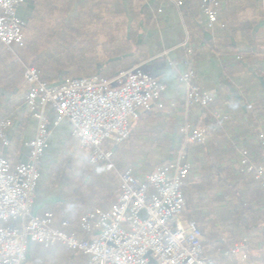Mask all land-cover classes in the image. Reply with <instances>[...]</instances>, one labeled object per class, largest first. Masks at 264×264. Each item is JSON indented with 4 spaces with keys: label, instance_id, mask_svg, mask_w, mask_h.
Masks as SVG:
<instances>
[{
    "label": "crops",
    "instance_id": "0c3cea01",
    "mask_svg": "<svg viewBox=\"0 0 264 264\" xmlns=\"http://www.w3.org/2000/svg\"><path fill=\"white\" fill-rule=\"evenodd\" d=\"M90 1L72 0L70 11L62 15L57 10L62 4L60 0H22L16 14L24 23L25 45H14L11 51L0 42V119L10 120L5 131L6 143H0V153L13 165L25 162L28 150L24 143L36 136V113L42 112L47 117L51 124L48 125L46 146L39 159V179L31 211L38 215L53 211L55 225L69 219V229L78 235L81 234L78 221L84 212L76 213L68 208L74 192L69 190V185L73 180L78 181V177L73 179V174L67 176L65 173L69 157H65L59 178H51L52 167L61 162L66 153L60 155L61 151L74 147L72 142L76 140L71 136V124L64 117L58 119L50 105L29 108L22 65L15 60V56L27 63L33 58L39 62L40 56L50 51H55L56 56L64 54L57 46L44 44L42 38L55 31L51 29L52 25L58 27L59 23H66L69 17L88 12ZM118 1L125 10L118 17L133 22L135 37L132 47L127 51L125 47L119 46L117 40V46L131 54L124 64L138 59L137 66L164 85L161 98L177 103L175 107L159 108L153 102L147 110H140L139 121L132 120L130 125L131 131L139 130L137 143H153L150 150L160 153L172 151L182 138L183 125L187 122L192 125L199 123L207 126L206 142L194 143L190 147L189 159L193 170L200 169V163L206 159L207 163L213 162L222 167L229 165L231 172L235 170L237 173V148L264 159L258 152L257 139L264 131V0H220L218 19L212 29L207 27L208 17L200 9L201 0H179L182 1L180 6L177 0ZM128 3L136 8L132 17L127 10ZM52 7L55 8L53 11ZM37 9L39 14L35 20L33 15ZM36 21L51 25L40 28ZM92 29V25L85 26L86 32L82 30L81 35L89 37L91 33L88 32ZM37 33L41 40L37 43L38 51H34L29 41ZM95 39V43L85 47L86 57H95L96 61L103 62L111 46L103 32ZM77 43L78 37L74 41V44ZM187 45L195 47L191 64L197 82L214 98V107L227 114L226 119L210 124L207 120L209 117L201 110H190L184 105L186 86L178 80V74L185 69L183 60L187 57ZM115 47L113 44L112 48ZM72 50L70 48V52ZM42 66L54 69L52 79L46 81L49 84L58 85L68 78L78 77L71 71L73 66L66 59H60L59 63L48 59ZM56 119L58 124L53 125ZM137 143L134 144L135 149H138ZM113 145L106 141L103 147L112 150ZM216 148L232 151V157L217 159ZM140 175L144 176L145 173ZM234 175L235 172L232 173V181L237 183L238 179ZM225 191H228L227 187L222 189V192ZM115 196L108 200L110 206ZM56 246L45 249L40 243H30L23 264H61L80 259L78 255L69 256L61 245Z\"/></svg>",
    "mask_w": 264,
    "mask_h": 264
},
{
    "label": "built area",
    "instance_id": "2783aa9c",
    "mask_svg": "<svg viewBox=\"0 0 264 264\" xmlns=\"http://www.w3.org/2000/svg\"><path fill=\"white\" fill-rule=\"evenodd\" d=\"M22 0H0V42L9 50L24 44V23L16 8ZM181 2L179 1L178 4ZM200 8L208 17V27L218 19V0H201ZM187 57L193 50L187 47ZM184 60V65L188 64ZM189 69L178 74L186 84L184 102L187 107L203 108L211 118L219 120L227 114L214 107V98L193 80ZM23 78L28 91L30 109L53 107L58 119L71 123V136L88 151L92 164L108 161L111 152L103 148L108 141L119 143L129 135L130 119L147 109L151 101H159L164 87L139 66L123 70L108 79L99 75L68 78L59 85L41 79L32 65L24 67ZM36 136L24 143L28 155L25 162L12 164L0 153V264H23L31 242L45 248L57 244L76 253L78 261L61 264H214L203 255L202 234L194 222H184L183 181L193 167L185 146L203 143L201 130L185 131L182 146L167 162L143 178L127 170L119 175L120 186L115 202L109 208L93 207L78 221V235L65 219L55 225L53 212L33 214V196L39 179V159L46 146L48 125L42 113H36ZM58 119L52 122L58 124ZM10 121L0 119V143H6L5 131ZM259 153L264 155V131L258 137ZM238 171L260 182L264 189V160L238 151ZM237 171V172H238ZM247 237L226 246L223 255L245 260Z\"/></svg>",
    "mask_w": 264,
    "mask_h": 264
},
{
    "label": "trees",
    "instance_id": "16d2710c",
    "mask_svg": "<svg viewBox=\"0 0 264 264\" xmlns=\"http://www.w3.org/2000/svg\"><path fill=\"white\" fill-rule=\"evenodd\" d=\"M61 1L62 4L60 7H57V10L62 15H66L71 9L72 0H60V2ZM90 4L91 6L88 12H85L80 16L69 17L66 23H59L58 27L52 25L51 29H54L56 32L54 31L52 34L42 38L44 44H52V46H57L58 49L60 48V50L65 52L62 55L59 54L56 56L55 51H50L49 53L41 55L39 62L34 58L31 60V63L40 71L41 77L44 81H50L54 72L53 68L45 69L42 66L48 62V59L55 61V63H59L60 59L70 61V64L73 66L71 71L78 76L98 74L104 77H112L123 70L137 66L138 59H134L124 64V61H127V59L131 57V54L124 52L122 48L117 46L118 40L119 46L125 47V50L127 51L129 47H132L135 41L133 34V22H128V20L118 17L120 13H124L125 11L121 2L118 0H110V2L91 0ZM54 9L55 8L52 7L51 11ZM135 9V7L128 3L127 10L129 11L130 17H132V12H134ZM38 14L39 11L37 9L34 11L33 15L35 20L37 19ZM38 24L40 28H43L46 24L47 26L51 25V23L44 22H38ZM90 25H92L93 29L88 33H91L92 36L90 35L89 37H85L81 35L85 26ZM36 30L38 31L39 27H37ZM125 30L127 32H125ZM102 32L111 47L108 54L105 56V60L103 62H99L96 61L95 57L94 59L86 57L85 47L95 43L96 36ZM77 37L78 43L74 44ZM38 40L40 41L41 39L37 33L29 41V46H33L34 51H38ZM55 41L56 44H54ZM40 44L42 45V42H40ZM113 44L116 45L115 48H112ZM70 48L73 49L71 52ZM138 132L139 130L131 131V139L127 141V143L131 144L132 147L136 146L134 145L135 142H138ZM137 144V150L141 152H145L148 148L150 149L153 146V143L146 144L140 142ZM216 150L217 159L232 157V151L224 148H216ZM112 158L116 168H121L126 163L132 162L129 155L127 159L122 161V152L116 148L113 151ZM64 161L65 157L61 162L52 167L53 174L51 173V178H59L61 170L65 164ZM102 165L103 164L83 165L76 174L78 181L82 180L85 183L87 178H90L89 181H93V179H91L93 177L92 173L95 172L98 174L100 173L99 171H105L104 167L102 168ZM230 169L229 165L222 167L214 164L213 162L207 163L206 159H204L200 163V170L202 174H204L201 177V181L195 183L185 182L182 186L186 201L183 218L195 221L199 225L201 231L203 233L206 232L208 238L211 240L216 238L217 222H221V224L224 223L227 227L226 232L229 242L237 239L239 232L255 230L264 222V189L248 175L236 173L235 170L231 172ZM234 172L235 178L237 177L238 179L237 183L232 181V173L234 174ZM104 175L105 176L100 175L103 176V178L101 180V192L99 195H97L94 191H91V195L89 196L86 192V187L81 185L82 189H79L78 181L73 180V182L69 185V190H74V192L68 208L76 213H85L93 206H100L104 209L109 208L110 204L108 200L117 194L118 182L117 177L116 179H110L108 175ZM240 186H243V188L240 189ZM225 187H227L228 191L222 192V189ZM207 190H210L212 194L209 192L206 194ZM214 195L218 197V201L220 203H223V207H221L220 211L217 213H215L212 208L214 206L209 205V200L212 199V196ZM237 198L239 201V203H237L238 205H232L237 207H231L229 204L232 202V199L237 201ZM202 203H204V205H202ZM206 207L213 210L211 212H213L214 215H211V212L209 214H204L202 210ZM239 207L242 209H238ZM208 215L211 216L210 219H208ZM207 245L208 243L203 241V249ZM218 245V243H215L214 247ZM251 247L255 246L252 245ZM251 247L247 252L248 261L246 264H254L253 260L255 259L252 254H250L252 249ZM52 248L53 247L48 249ZM65 252L69 253V256L71 257L77 255L76 253H72L68 250ZM261 260L264 264V257Z\"/></svg>",
    "mask_w": 264,
    "mask_h": 264
},
{
    "label": "rangeland",
    "instance_id": "374dc122",
    "mask_svg": "<svg viewBox=\"0 0 264 264\" xmlns=\"http://www.w3.org/2000/svg\"><path fill=\"white\" fill-rule=\"evenodd\" d=\"M219 1V5H220V0ZM179 0H177V5L180 6L182 4V1H180L181 3L178 4ZM19 6V5H18ZM17 9V8H16ZM201 9V8H200ZM202 10V9H201ZM208 27V26H207ZM209 29H212V27H208ZM23 32H24V28H23ZM24 38H25V34H24ZM25 42L26 40L24 39V44L23 46L25 45ZM192 45V44H191ZM191 45H187L188 48H191L193 50V53L191 56H188L186 57L185 59H188V64L187 65H184L185 66V69L182 70L180 73H184L186 70H190L192 71L193 73V77H192V80L193 82L200 86V84L197 82V79H196V75H195V71L192 67V64H191V59L192 57L194 56L195 54V47L194 46H191ZM18 46V45H17ZM23 46H19V47H23ZM13 47L14 45L12 46V49L11 51L13 50ZM187 47H186V51H187ZM8 49V48H7ZM15 60L19 63H21L22 65V73H23V70H24V67L25 66H28V65H32L34 66L31 61H28L27 63H23L20 59L19 56H15ZM183 63H184V60H183ZM35 67V66H34ZM140 67V66H139ZM36 68V67H35ZM141 68V67H140ZM37 69V68H36ZM38 70V69H37ZM39 71V70H38ZM40 73V71H39ZM91 75H98V74H91ZM116 75V74H115ZM113 75V76H115ZM40 76H41V73H40ZM86 76H90V75H86ZM100 76V75H99ZM112 76V77H113ZM23 77V76H22ZM78 77H85V76H78ZM78 77H71V78H78ZM104 77V76H103ZM112 77H106L108 79H111ZM42 79V77H41ZM156 79V78H155ZM43 80V79H42ZM157 80V79H156ZM23 81H24V78H23ZM44 81V80H43ZM158 81V80H157ZM46 82V81H45ZM25 83V81H24ZM47 83V82H46ZM158 83H160L163 87L164 85L158 81ZM182 83V82H181ZM26 84V83H25ZM49 84V83H48ZM185 86L186 84L183 83ZM59 85V84H58ZM27 86V84H26ZM201 87V86H200ZM202 88V87H201ZM165 89V87H164ZM27 90H28V87H27ZM164 91V90H163ZM163 91L161 92L160 94V99L159 101L163 103V105L160 107L157 103V100L156 101H151V103L155 102L157 103V106L159 108H164V107H175L177 105V103L175 101H164L161 96H162V93ZM186 92V91H185ZM149 104V106H150ZM184 105L186 106V103L184 102ZM187 107V106H186ZM53 108V107H52ZM149 108V107H148ZM147 108V109H148ZM188 109L192 110V109H195L194 107H187ZM146 109V108H145ZM145 109H142V110H145ZM146 109V110H147ZM218 109V108H217ZM198 110H201L203 114H206L209 118L207 119L210 124L213 123L214 121H221V120H224L226 118H221L219 120H215L213 118L210 117L208 111H206V109H203V108H198ZM219 110V109H218ZM220 113L222 112L223 113V110H219ZM139 117H140V113H139ZM139 117L137 119H139ZM2 119V118H1ZM8 119V118H7ZM137 119H130V125H131V121L132 120H137ZM10 121V120H9ZM139 121V120H137ZM135 121L132 126L137 122ZM71 124V123H70ZM202 124H189L188 122L185 123V125H183V129H182V138L179 142V144H177V146L175 148H173L172 151H162L161 153L157 150H150L149 148L147 149V151L145 152H141L137 149H135L134 147L131 146V144L127 143V141H129L131 139V126H129V135L126 139H124L123 141L119 142V143H114L112 141H108L106 140L107 142H111V143H114V145L111 147V149H108V151L111 152V156H110V159L108 161H102V162H99L97 164H103L102 165V168L104 167V172H101L99 171L100 173H92L93 174V177L91 179H93V181H89V179L87 178V181L84 183L82 180H79L78 183H81L80 186H79V189H82V186L84 185L86 188V192L88 193V195L90 196L91 195V191H94L97 195H99V193L101 192L100 190V186H101V180L103 178V176H105L104 174L108 175L110 177V179H113L117 177L118 179V191H119V186H120V179H119V175L124 173L125 171L127 170H130L132 171L137 177L139 178H143L145 177L147 174L153 172L159 165H162L164 164L165 162H167L170 158H172L176 152L178 151V148L182 146V141H183V137L185 136V131H188V132H191L193 130H201L202 133H203V137L205 138V142H206V136H205V133L207 131V126L206 125H203L201 126ZM206 128V129H205ZM74 139V138H73ZM76 140V139H75ZM203 142V143H205ZM146 144H148V142H145ZM194 143H199V142H194ZM194 143H191V144H187L184 148H185V152H186V155L187 157L189 158V156L191 155V152H190V147L192 144ZM46 144V143H45ZM72 144L74 145V147H70L69 149H66V150H63L61 151L60 155H62V153H64L65 155H63L64 157L68 158L69 157V163H68V168L66 170V174L67 176H71V174H73L74 178L75 179L77 176L74 175L75 171H78L80 169V167L82 168L83 165H88V164H91V165H96V164H92L89 162L88 160V151L83 148L79 142L76 140L74 142H72ZM202 144V143H200ZM104 145V144H103ZM104 148V147H103ZM117 149L119 151L122 152V161L127 159L128 155L129 157H131V160L132 162L131 163H126L123 167L121 168H116V166L114 165L113 163V151L114 149ZM241 148H237L236 150V153H237V157L236 159H238V151L240 150ZM107 150V149H105ZM59 155V157H60ZM67 155V156H66ZM263 155V154H262ZM264 156V155H263ZM264 158V157H263ZM264 160V159H262ZM189 161L191 162V159H189ZM237 163V161H236ZM237 168L236 170L238 171V164L236 165ZM97 170V169H96ZM136 171V172H135ZM194 172V175L198 174L200 177L198 179H194V177L191 176V174H189V177H187L184 181H183V184L185 182H198V181H201V177L204 175L202 174L201 170L199 168H197V170H193ZM240 171H238L237 173H239ZM142 173H145V175L141 176L140 174ZM242 173V172H240ZM245 174V173H243ZM100 175H103V176H100ZM247 175V174H245ZM249 176V175H248ZM251 178V177H250ZM77 179V178H76ZM254 180V179H253ZM256 181L260 186V182L257 181V180H254ZM182 184V186H183ZM82 185V186H81ZM262 187V186H261ZM263 188V187H262ZM183 190V189H182ZM36 191V190H35ZM73 192V191H72ZM207 192H209L210 194L211 191L210 190H207L206 191V194ZM214 192V191H213ZM35 194V193H34ZM102 194V193H101ZM184 194V193H183ZM205 194V195H206ZM117 195H118V192L116 194V198H117ZM116 198L113 200V202L111 203V205L115 202ZM185 198V196H184ZM214 198V199H213ZM217 198V199H216ZM241 198V197H240ZM239 198V200H240ZM111 199V198H110ZM235 199V198H234ZM211 206H214L212 207L213 210L215 211V213H217L218 211H220V208L223 207V203H220L218 201V197L217 196H212V199L209 200ZM237 203H239L238 201V198H237V201L236 200H233L232 199V202L229 204L231 207H237V206H232V205H238ZM185 204H186V201H185ZM202 205H204V203H202ZM93 207H100V206H93ZM91 207V208H93ZM90 208V209H91ZM185 208V206H184ZM184 208H183V211H184ZM89 209V210H90ZM232 209V208H231ZM238 209H242L241 207H239ZM88 210V211H89ZM210 208L208 209L207 207L202 210L204 214H209L211 211ZM183 211L181 212V219L182 221L184 222H194L198 228L200 229L199 225L193 221V220H186L183 218ZM247 211V210H246ZM52 212V211H51ZM211 215H214L213 212L210 213ZM208 219H210L211 216H207ZM54 221V220H53ZM216 227H217V234H216V238L211 240L208 238L206 232H202L201 229V234H202V245H203V241L207 242L208 245L203 249V255L206 259H209L211 260L212 262H214V264H246L247 261H248V255H247V252H248V249L253 245L255 247H251V251H250V254H252L253 258L255 260H253L254 264H263L262 260L263 257H264V222L258 227L256 228L255 230H251V231H241L239 232V236L237 239L233 240L232 242H229L228 241V238H227V232H226V229L227 227L225 226L224 223L221 224V222H217L216 223ZM243 237H247V248L245 249V251L243 252V254L245 255V260L244 261H241L239 259V257L235 258V257H230V258H227L226 256L223 255V250L226 248V246L228 245H231L232 243L242 239ZM32 243V242H31ZM215 243H218L219 245L214 247L215 246ZM58 245V244H57ZM54 247V246H53ZM51 248V247H50Z\"/></svg>",
    "mask_w": 264,
    "mask_h": 264
}]
</instances>
